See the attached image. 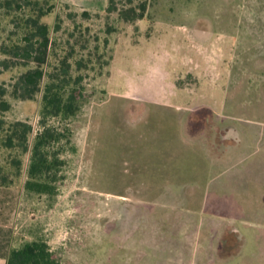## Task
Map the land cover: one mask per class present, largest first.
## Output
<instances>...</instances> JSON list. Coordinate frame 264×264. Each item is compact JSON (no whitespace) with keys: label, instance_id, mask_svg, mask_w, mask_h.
Returning a JSON list of instances; mask_svg holds the SVG:
<instances>
[{"label":"rangeland","instance_id":"obj_1","mask_svg":"<svg viewBox=\"0 0 264 264\" xmlns=\"http://www.w3.org/2000/svg\"><path fill=\"white\" fill-rule=\"evenodd\" d=\"M5 1L0 0V63L7 61L8 68L0 66V83L9 89L13 80L34 64L3 51L20 45L24 20L35 12L19 0H12L11 8L5 10ZM32 1L49 11L40 19L49 29L50 40L44 73L57 71L59 61L68 56L72 75L81 77L78 88L83 98L73 118H48L42 124L41 98L48 82L45 76L33 100L9 99L10 110L0 116L6 122L22 121L32 127L27 153L0 150V166L4 169L8 170L7 162L13 156L21 161L20 176L12 186L19 192L12 220L16 244L44 241L58 264H139L128 262L125 247L119 246L126 235L128 243L133 242L143 230L140 226L149 219V223L155 222L158 211H147L140 200L118 198L126 191L140 195L141 184L132 182L139 180L136 176L129 177L126 184L116 182L119 168L114 167L110 182V131L124 141L126 134L135 133L131 124L138 122L136 125L142 128L141 114L174 110L172 103L178 101L173 98L174 78L179 86L194 85L204 78L210 82L224 79L229 84L230 101L222 109L253 117L255 126L264 128V0H117L116 7L125 9L146 2L144 17L132 23L120 20L116 12H107L110 0ZM177 31L196 37L187 55L194 60L192 69L182 78L173 74L175 66L169 50L173 42L180 47L182 41L164 42L169 33ZM206 32H212L214 39L207 40ZM203 57L210 68L200 75L201 63L195 60L202 62ZM77 62L81 63L78 70ZM221 62L225 69L219 67ZM189 90L197 94L196 88ZM212 107L197 102L186 106L197 112H209ZM133 116L141 119L132 120ZM43 125L62 135L50 146V152L57 153L62 161L52 195L30 194L23 189L30 149ZM138 144L133 140L129 146L136 148ZM131 155L134 164L140 162L139 151ZM131 171L139 173V168ZM150 212L155 216L148 217ZM250 222L245 229L252 231V240L256 237L264 243V211L258 210ZM253 248L247 253L264 251V244ZM241 263L264 264V259L247 263L242 258Z\"/></svg>","mask_w":264,"mask_h":264},{"label":"crops","instance_id":"obj_2","mask_svg":"<svg viewBox=\"0 0 264 264\" xmlns=\"http://www.w3.org/2000/svg\"><path fill=\"white\" fill-rule=\"evenodd\" d=\"M205 34L207 40L214 39L212 32ZM195 38L189 32L177 31L164 39L182 41L186 46H175L173 42L169 48L175 77L190 74L194 60L187 55ZM227 55L226 51L224 60ZM199 60L195 61L201 63L200 75L206 74L210 66L204 57L202 62ZM221 64L219 67L225 69ZM204 79L179 86L174 78L173 98H178L177 104L172 103L174 110L141 114L142 128L138 122L131 124L135 133L126 134L124 141L110 131V182L113 183L114 167L119 168L116 182L126 184L129 177L136 176L139 180L132 182L141 184L140 195L125 190L118 198L140 200L147 211H158L155 222L149 223V219L140 226L143 230L133 242L128 243L126 235L119 246L125 247L128 262L242 264V258L247 263L264 259V251L247 253L248 248L253 250L264 243L256 237L252 240V231L245 229L258 210L264 211V128L255 126L253 117L230 114L227 107L222 109L230 101L227 81ZM193 87L201 98L190 92ZM194 102L212 105L214 110L197 112L186 108ZM141 117L133 116L132 120L139 121ZM133 140L138 147H130ZM134 151L141 153L136 164L132 162ZM137 168L139 173L131 171ZM18 194L14 187H0V264H6L10 251L18 247L12 232ZM230 230L240 244L233 252L222 249L224 234Z\"/></svg>","mask_w":264,"mask_h":264},{"label":"trees","instance_id":"obj_3","mask_svg":"<svg viewBox=\"0 0 264 264\" xmlns=\"http://www.w3.org/2000/svg\"><path fill=\"white\" fill-rule=\"evenodd\" d=\"M23 1L26 6L33 7L35 16H28L24 20V37L20 45H13L10 49H4L3 53L12 58L32 63L34 67L17 76L9 85L0 83V116L11 108L9 99L31 101L39 92L40 84L46 76V83L41 98V123L48 118L70 119L80 110L83 93L78 85L81 82L80 75L73 76L68 56L59 61L58 69L54 73H44L50 46L49 29L40 19L49 13L38 7L37 1ZM110 0L107 12H116L120 20L134 22L141 20L146 11V2L143 1L136 7L117 8L115 2ZM12 0H6L2 8L9 10ZM130 2V1H129ZM130 4V3H129ZM85 15V13L83 14ZM2 69L8 68L7 61L0 63ZM81 63H76V70ZM32 127L22 121L6 122L0 118V150L25 154L29 151L28 136ZM61 134L51 127L43 125L42 131L34 139L30 149V158L27 168V177L23 189L30 194L52 195L56 190L55 180L62 165L57 153L50 152V146L58 143ZM8 170L0 166V187H12L20 176L21 161L13 156L7 162ZM240 247L236 234L226 231L222 239V249L229 248L232 252ZM6 264H58L54 253L47 243L41 240L25 242L10 251Z\"/></svg>","mask_w":264,"mask_h":264}]
</instances>
